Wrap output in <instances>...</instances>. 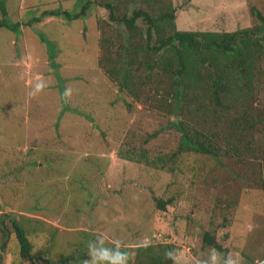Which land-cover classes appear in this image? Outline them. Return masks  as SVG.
<instances>
[{"label": "rangeland", "instance_id": "rangeland-1", "mask_svg": "<svg viewBox=\"0 0 264 264\" xmlns=\"http://www.w3.org/2000/svg\"><path fill=\"white\" fill-rule=\"evenodd\" d=\"M90 1L82 18L37 22L45 10L77 13L81 5L3 0L0 21L18 24L19 32L0 28V264H27L18 258L12 221L26 231L33 254L54 262L83 264L87 241L103 233L107 246L122 242L129 264L144 246L157 255L158 246L173 251L172 264H194V257H208L211 246L202 238L210 232L220 253L264 264V151L245 162L175 155L179 136L166 128L170 118L153 102L122 94L98 63L105 54L101 31L116 27L100 7L107 0ZM112 1L125 11L131 0ZM167 1L178 10L182 31L233 32L259 24L250 8L264 14V0ZM46 40L55 43L52 61L64 93L71 89L67 96L57 88ZM254 72L255 104L262 107L264 55ZM40 81L45 87L33 95ZM127 150L163 160L155 166L129 161L120 157ZM156 199L172 202L160 210Z\"/></svg>", "mask_w": 264, "mask_h": 264}, {"label": "trees", "instance_id": "trees-1", "mask_svg": "<svg viewBox=\"0 0 264 264\" xmlns=\"http://www.w3.org/2000/svg\"><path fill=\"white\" fill-rule=\"evenodd\" d=\"M76 1L81 5L77 13L74 10H45L34 21L40 22L45 17L66 22L82 18L92 1ZM3 6V0H0L4 18L6 10ZM100 7L108 12L110 28H116L107 33L99 28L102 34L99 45L105 54L98 63L122 94L136 100L143 98V103L151 101L164 118H170L166 128L179 136L175 155L195 152L214 159L233 157L242 162L251 156H261L260 152L264 151V103L262 107L261 103L255 104L258 86L254 82L257 74L254 70L264 55V14L250 8L258 25L219 33L177 29L178 10H174L167 0H131L125 4V11L112 0L103 1ZM1 27L19 32L18 24L11 25L4 19L0 21ZM42 35L38 33L40 42ZM44 46L49 64L53 65L57 88L63 95L61 79L55 69L58 66L52 61L55 43L46 40ZM147 85L149 93L144 90ZM258 134H262L261 139ZM120 157L136 162L144 160L148 166L163 160L161 156L149 159L128 150ZM262 172L260 182L264 191V168ZM155 201L157 208L165 210L172 199ZM12 227L22 263H70L71 258L54 262L33 254L26 231L15 221H12ZM202 240L206 245L224 251L210 232H205ZM151 248L136 249V264H172L173 259L165 256L168 252L165 248L158 246V255Z\"/></svg>", "mask_w": 264, "mask_h": 264}, {"label": "clouds", "instance_id": "clouds-1", "mask_svg": "<svg viewBox=\"0 0 264 264\" xmlns=\"http://www.w3.org/2000/svg\"><path fill=\"white\" fill-rule=\"evenodd\" d=\"M45 87L42 81L37 82L33 87L32 94L35 95L42 91ZM71 89H65L64 95L67 96ZM108 237L101 233L95 236L94 239L87 241V259L83 264H129L130 253L123 250V245L120 240L111 241L112 246L106 245ZM165 256L170 259H176L173 251H168ZM243 258L238 254L227 256L220 253L215 247L209 248V254L206 259L194 257V264H241Z\"/></svg>", "mask_w": 264, "mask_h": 264}]
</instances>
